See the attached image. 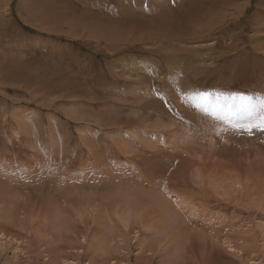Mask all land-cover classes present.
Returning <instances> with one entry per match:
<instances>
[{"label": "rangeland", "instance_id": "1", "mask_svg": "<svg viewBox=\"0 0 264 264\" xmlns=\"http://www.w3.org/2000/svg\"><path fill=\"white\" fill-rule=\"evenodd\" d=\"M248 105L264 0H0V264H264V132L232 126ZM136 195L172 196L180 226L135 218Z\"/></svg>", "mask_w": 264, "mask_h": 264}, {"label": "bare ground", "instance_id": "2", "mask_svg": "<svg viewBox=\"0 0 264 264\" xmlns=\"http://www.w3.org/2000/svg\"><path fill=\"white\" fill-rule=\"evenodd\" d=\"M7 1V0H6ZM36 117V116H35ZM18 118V120H19V125L17 126V128L15 127V129H14V133L15 134H17L18 135V137H17V139H20L21 137H22V135L20 136V134H25V135H28L29 137H32V135L34 134V131H35V129L38 127V126H36L35 125V123H32L31 122V117H28V116H23V115H21V114H19V116L17 117ZM33 121V120H32ZM100 121V120H99ZM39 125V124H38ZM116 126V125H115ZM35 128V129H34ZM126 134V133H125ZM14 135V134H13ZM54 135V134H53ZM124 136V135H123ZM14 137V136H13ZM16 137V136H15ZM24 137V136H23ZM26 137V136H25ZM24 137V138H25ZM56 137V136H55ZM129 137V136H128ZM26 138H28V137H26ZM25 138V139H26ZM33 139V138H32ZM52 140H54V139H52ZM55 141V140H54ZM84 141V140H83ZM44 142V141H43ZM88 142H89V140H88ZM47 143V142H46ZM146 144V143H145ZM39 145V144H38ZM78 145H79V142H78ZM151 147V146H150ZM29 148H31L32 150H34V149H37L38 147L36 146V145H30L29 146ZM39 149V148H38ZM9 151H11V152H13V153H15V155H17L18 154V152H17V149H14V150H12V148H10V149H8ZM94 150V149H93ZM10 153V152H9ZM95 153V152H94ZM99 154V153H98ZM116 154V153H115ZM100 157V156H99ZM10 166H13V165H10ZM53 167V166H52ZM52 167H50V168H52ZM115 169V168H114ZM52 170V169H51ZM3 171V170H2ZM14 171H10V169H7V170H4V174L5 173H7V174H10V173H13ZM122 172V171H121ZM45 173H47V172H45ZM48 173H49V171H48ZM52 173V172H51ZM55 173V172H54ZM54 173H52V174H54ZM29 174H32V172H30ZM81 174V173H80ZM6 175V174H5ZM109 175V174H108ZM46 176V175H45ZM45 176H43V177H45ZM49 176V175H48ZM54 176V175H53ZM50 177V176H49ZM52 177V176H51ZM85 176H78V178H69V177H63V176H61V183H59V185H58V188L59 189H61L62 188V190L63 189H66V187L67 186H71V184L70 183H72L73 185L71 186L72 188L73 187H75V185H77L78 183H80L81 181H85V179H87V177H85ZM47 178V177H46ZM63 178H64V180H63ZM48 179V178H47ZM110 179V178H109ZM50 180V179H49ZM53 180V179H52ZM54 181H56V180H54ZM87 181V180H86ZM36 182V181H35ZM98 184V183H97ZM92 186V185H91ZM69 188L70 189V191H71V189L72 188ZM68 189V188H67ZM66 189V190H67ZM78 189V188H77ZM163 189V188H162ZM73 190V189H72ZM96 190H98V188L96 189ZM114 190V189H113ZM58 191H61V190H58ZM74 191V190H73ZM99 191V190H98ZM97 191V192H98ZM115 191V190H114ZM163 191V190H162ZM67 192V191H66ZM78 192V191H77ZM96 192V191H95ZM113 192V191H112ZM73 193H76V192H73ZM140 193V192H139ZM145 193H147V192H145ZM151 194V193H150ZM169 194V193H168ZM13 195V194H12ZM15 195V194H14ZM98 195V194H97ZM141 196H142V194H140ZM146 195V194H145ZM156 195V194H155ZM155 195H153L154 197H155ZM137 197H138V195H136ZM152 196V197H153ZM13 197V196H12ZM59 197V196H58ZM57 197V198H58ZM65 197H68V196H65ZM64 197V198H65ZM137 197H134V198H126L125 200H124V202H125V204H124V202L123 201H121L123 204H124V208L126 209V208H128V210H129V212L130 211H132L133 213V215H134V217L135 218H138V219H140V217H141V214L142 213H144V211H146L145 213H149V215H153L154 213L156 214H159L160 215V217H161V221H160V225H159V227H157V228H159V231H162L163 233H165L164 235H170V233H171V231H172V233H174L175 232V229H173V226H174V228H176V226H180V221H178V208H177V206L175 205V203H174V201L172 200V196H170V199L169 198H167L166 200L165 199H160V198H154V199H149L150 200V202H144L143 201V198H137ZM167 197V196H166ZM14 198V197H13ZM93 198H95V197H93ZM92 198V199H93ZM144 198H145V196H144ZM150 198V197H149ZM19 199V201L17 202L16 200H18ZM69 199V198H68ZM148 199V198H147ZM22 199H20L19 197L16 199V197L14 198V200H13V203H14V201H16L15 203H14V205H15V207L17 208L19 205V203L20 204H22L23 202L21 201ZM59 200V199H58ZM66 201L65 202H67L68 200L67 199H65ZM251 201V200H250ZM148 203H150L151 204V206L150 207H148ZM16 204L18 205V206H16ZM65 204V203H64ZM169 204V205H168ZM67 206V205H66ZM28 207V206H27ZM68 207V206H67ZM185 207H186V205H185ZM248 207V206H247ZM150 208V209H149ZM151 208H153V209H151ZM64 209V208H63ZM235 209V208H234ZM244 209V208H243ZM9 210V212L10 211H13V209L12 208H9L8 209ZM127 210V211H128ZM151 210H153V211H151ZM66 213H67V211H66ZM153 213V214H152ZM52 215L50 216V220H56L55 222H52V224H51V222H50V224L52 225V226H54L55 225V223H56V225H57V227L59 228H57V227H53V229H55L56 231L58 230H62V233H64L65 234V236L67 235H69V234H67V233H65V231L67 230V225L66 224H68V221H64V214L62 213V210L60 211V212H56V211H52V213H51ZM123 214V213H122ZM21 215V214H20ZM66 215V214H65ZM125 215V214H124ZM126 215L127 216H131V214L130 213H128V212H126ZM146 214H144V216H145ZM236 215V214H235ZM49 216V215H48ZM68 217V216H67ZM142 217H143V215H142ZM146 217V216H145ZM145 217L142 219V220H144L145 219ZM15 219H16V217H14ZM69 218V217H68ZM129 218V217H128ZM147 218V217H146ZM149 218V217H148ZM147 218V219H148ZM8 219V218H7ZM12 219V218H11ZM137 219V220H138ZM151 219V218H150ZM1 220H3V219H1ZM65 220H66V218H65ZM155 220V219H154ZM153 220V221H154ZM25 221V220H24ZM123 221H124V219H123ZM151 221V220H150ZM10 222V221H9ZM9 222H7L6 221V223L8 224ZM23 222V221H22ZM63 222H65V224L63 223ZM67 222V223H66ZM149 222V221H148ZM156 222V221H155ZM69 223H71V222H69ZM118 223V222H117ZM125 223V222H124ZM143 223V222H142ZM151 223H153L152 221H151ZM60 224H61V226H60ZM136 224V223H135ZM154 224V223H153ZM182 224V223H181ZM115 225V224H114ZM147 225H148V223H147ZM146 225V226H147ZM150 225V224H149ZM148 225V226H149ZM62 226H63V228H66V229H64L63 230V228H62ZM66 226V227H65ZM124 226V225H123ZM131 227V226H130ZM171 228V229H170ZM102 229H104V228H102ZM110 229V228H109ZM113 229V228H112ZM147 229V228H146ZM149 229H150V227H149ZM174 231H173V230ZM249 229V228H248ZM253 229V228H252ZM55 230H54V232H55ZM68 230H70V228L68 229ZM72 230V229H71ZM139 230V229H138ZM137 230V231H138ZM144 230V229H143ZM106 231H108V230H106ZM122 231H123V229H122ZM129 231H130V229H129ZM140 231V230H139ZM154 231V230H153ZM177 231V230H176ZM179 231V230H178ZM98 232H99V230H98ZM109 232H110V230H109ZM124 232V231H123ZM248 232V231H247ZM250 232H253L254 233V231H250ZM153 233V232H152ZM252 233V234H253ZM126 234V233H125ZM135 234V233H134ZM177 234V233H176ZM245 234H247V233H245ZM110 235H111V237H112V233H110ZM130 235V234H129ZM149 235V234H148ZM163 235V234H162ZM236 235V234H235ZM71 236V235H70ZM127 236V235H126ZM242 236H244V235H242ZM249 236V235H248ZM253 236V235H252ZM1 237V236H0ZM101 237V236H100ZM119 237V236H118ZM215 237V236H214ZM255 237V236H254ZM88 238V237H87ZM99 238V237H98ZM125 238V237H124ZM135 238V237H134ZM224 238V237H223ZM71 239V238H70ZM147 239V238H146ZM177 239V238H176ZM235 239V238H234ZM107 240V239H106ZM122 240V239H121ZM184 240V239H183ZM240 240V239H239ZM242 240H244V239H242ZM120 241V240H119ZM213 241V240H212ZM232 241V240H231ZM214 242V241H213ZM229 243L228 244H230V240L228 241ZM239 242H241V241H239ZM246 242V241H245ZM166 243V242H165ZM233 242H231V244H232ZM174 244V243H173ZM227 243H226V245H228ZM230 244V245H231ZM234 244V243H233ZM110 245H112V244H110ZM114 245V244H113ZM230 245H228L230 248H231V246ZM235 245V244H234ZM238 245V244H237ZM173 246H175V248L177 247L176 246V244L175 245H173ZM233 247H235V246H233ZM237 247V246H236ZM173 248V247H172ZM174 248V249H175ZM242 248V247H241ZM120 249V248H119ZM217 249H218V247H217ZM176 250H178V248H176ZM229 250V249H228ZM236 250V249H235ZM240 251L241 252V250L240 249H237V251ZM101 251H103V250H101ZM121 251V250H120ZM238 251V252H239ZM99 252H100V250H99ZM104 252V251H103ZM101 253V252H100ZM107 253V252H106ZM230 253H232V252H230ZM233 253H235V252H233ZM102 254V253H101ZM240 254V253H239ZM232 255V254H231ZM235 255V254H234ZM104 256V255H103Z\"/></svg>", "mask_w": 264, "mask_h": 264}, {"label": "snow or ice", "instance_id": "3", "mask_svg": "<svg viewBox=\"0 0 264 264\" xmlns=\"http://www.w3.org/2000/svg\"><path fill=\"white\" fill-rule=\"evenodd\" d=\"M153 86L155 87V85ZM157 95H160L159 91L157 92ZM162 99L166 98L162 97ZM241 99L246 100L249 98L241 97ZM243 111L246 115V120L243 123L233 124L232 126L237 130L246 132L248 135H252L254 130L264 132V113L257 114L251 105L244 107Z\"/></svg>", "mask_w": 264, "mask_h": 264}]
</instances>
